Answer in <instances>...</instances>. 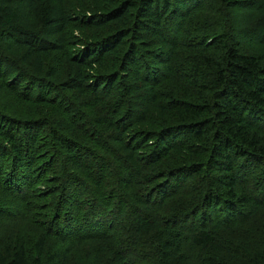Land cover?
<instances>
[{"label":"trees","instance_id":"trees-1","mask_svg":"<svg viewBox=\"0 0 264 264\" xmlns=\"http://www.w3.org/2000/svg\"><path fill=\"white\" fill-rule=\"evenodd\" d=\"M216 1L0 0V264H264V0Z\"/></svg>","mask_w":264,"mask_h":264},{"label":"rangeland","instance_id":"rangeland-1","mask_svg":"<svg viewBox=\"0 0 264 264\" xmlns=\"http://www.w3.org/2000/svg\"><path fill=\"white\" fill-rule=\"evenodd\" d=\"M208 1H210V2H208ZM187 6H189V8L196 6V9H194L191 12V17L188 18L186 24H188L191 21H196L197 22L196 26L200 32L211 31L212 26H215L216 28H218V27L221 28L220 26H223V27L225 26L222 23L223 22L222 16H225L226 14H224V13L218 14L219 4L216 0H206V1L205 0L204 1L203 0H187ZM229 12H231V15L233 14V16L244 15V13L246 12V9H239V10H232V11L229 10ZM226 13L228 14V11ZM167 19L168 18H165L164 20H166L165 26H166L168 33L171 35L176 34L178 32L177 31L178 28L176 29V26H177L176 21L177 20H172V19L167 20ZM175 29H176V31H175ZM177 35L179 36V34H177ZM181 37H184V35H182ZM247 37L250 39L245 40V39L241 38L242 45L245 48H248V42L250 40L251 42L253 41L251 43V45L256 48L257 47L256 40H259V38L254 37V36H247ZM179 51H181V50H179ZM5 96L7 98L12 97L11 95L10 96L5 95ZM9 104L12 105L11 106L12 111H13V109H19L20 113H26L28 110H30L29 106L26 104V102H13V99L10 98ZM47 107H49V111H52V114L54 116L59 118L58 117L59 113H58V111H56V109L54 107H50L48 105H47ZM89 116H90V114H89ZM96 130H97V128H96Z\"/></svg>","mask_w":264,"mask_h":264}]
</instances>
